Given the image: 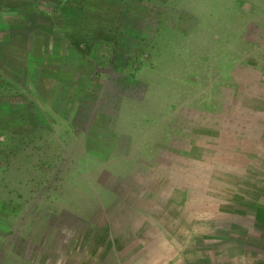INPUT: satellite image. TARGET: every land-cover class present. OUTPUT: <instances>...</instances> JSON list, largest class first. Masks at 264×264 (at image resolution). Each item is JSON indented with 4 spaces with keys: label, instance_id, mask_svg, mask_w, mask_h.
<instances>
[{
    "label": "rangeland",
    "instance_id": "1",
    "mask_svg": "<svg viewBox=\"0 0 264 264\" xmlns=\"http://www.w3.org/2000/svg\"><path fill=\"white\" fill-rule=\"evenodd\" d=\"M0 98V264H264V0H0Z\"/></svg>",
    "mask_w": 264,
    "mask_h": 264
},
{
    "label": "trees",
    "instance_id": "2",
    "mask_svg": "<svg viewBox=\"0 0 264 264\" xmlns=\"http://www.w3.org/2000/svg\"><path fill=\"white\" fill-rule=\"evenodd\" d=\"M118 40V38H116V41ZM90 46H92V44H89L87 47H90ZM116 48H117V44H116V46H113V50H114V52L116 51ZM79 50H81V49H79ZM114 55H115V53H114ZM6 99H2V98H0V105H3L4 107H0L1 109H3L4 110V114H7L8 116L10 115L12 118L13 117H15L16 115V113L18 112L19 114H20V116L18 117V120L17 119H13V121H8L7 123H6V125L8 126V127H15L18 123L17 122H21V123H23V122H25V123H28V119H29V117H30V115H29V112H30V108H27V109H24V108H19V105L15 108V107H11L9 104V102H6L5 101ZM8 106H7V105ZM22 111L21 113L19 112V111ZM3 113V112H2ZM3 114V117L5 116ZM1 121H3L4 120V118H3V120L2 119H0ZM1 123V122H0ZM5 125V126H6ZM19 125V124H18ZM3 127V125H1V128ZM7 129L8 128H6V127H3L2 128V130H0V135L2 134V133H7L6 131H7Z\"/></svg>",
    "mask_w": 264,
    "mask_h": 264
}]
</instances>
